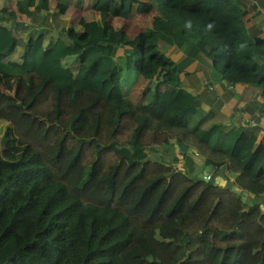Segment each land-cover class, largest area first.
Instances as JSON below:
<instances>
[{
  "label": "trees",
  "instance_id": "trees-1",
  "mask_svg": "<svg viewBox=\"0 0 264 264\" xmlns=\"http://www.w3.org/2000/svg\"><path fill=\"white\" fill-rule=\"evenodd\" d=\"M48 3L0 0V71L13 77L0 118L18 142L0 155V264H264V143L223 130L200 105L205 85L180 78L198 61L207 81L264 95L263 15L250 24L242 0H91L98 17L76 26L57 22L67 3L45 15ZM154 8L132 35L112 24ZM152 144L173 161L193 148L213 176L147 158ZM219 169L250 202L214 183Z\"/></svg>",
  "mask_w": 264,
  "mask_h": 264
},
{
  "label": "crops",
  "instance_id": "crops-1",
  "mask_svg": "<svg viewBox=\"0 0 264 264\" xmlns=\"http://www.w3.org/2000/svg\"><path fill=\"white\" fill-rule=\"evenodd\" d=\"M5 2H8V0H3ZM14 0H9V3ZM55 1H60L62 4L67 3V6L63 13L56 14V17H58L57 22L59 24L63 23H69L72 21L74 25H78V21L71 20V17L67 15V12H76L78 13V19L81 16H84V12H86V15L89 17H98V12L94 11L90 7L91 0H81L77 5H74L73 0H49L48 3V9L43 12L45 15L47 13H55L57 11V7H54ZM242 4L246 11V17L248 16L249 23H253V19L250 18L251 13L253 11L260 12L264 17V0H242ZM44 15V17H46ZM48 15V14H47ZM75 16V15H74ZM73 16V17H74ZM85 17V16H84ZM69 18V20H67ZM47 19H50L48 17ZM45 20V19H44ZM47 21V20H45ZM55 22V21H51ZM113 24V23H112ZM261 31L260 33L264 36V18H261ZM24 31L27 30V28H22ZM186 74L181 73L180 78L183 82V85L190 91H198L201 88H203V84L205 85V91L210 92L212 94L213 98H211V104L206 102H200V105L206 109L210 108L212 111V119L218 122H221L223 125V130H230L237 126L238 124L243 125L244 128H246L249 132L254 130L255 132H258L256 136V141L261 140L264 143V95L261 93V88L256 85L246 84L243 82H234L229 83L224 79H219L216 81H210L206 80L208 68L202 67V65L198 61H193L191 64H189L186 68ZM207 81L206 83H204ZM145 82V80H139V82L134 85L132 89L135 87H141L142 84ZM131 91V90H130ZM130 95V93H129ZM140 101L135 103L129 96V99L133 104H138L142 101H145L146 98H144L141 94L139 96ZM255 127V128H254ZM176 144V143H175ZM177 145H174L173 147L176 148ZM148 147V146H147ZM160 145L158 144H152L149 146V153L146 152V157L149 159L154 160H161L163 158L170 161V164L175 166L176 168H180L183 170V167L186 169H190L191 176H197V174L200 172L201 166L196 164L191 154H193V148H188L192 150V153L187 152L184 155H177V160L173 161L171 159V153L167 155V153H161L158 148ZM146 150V147L144 148V151ZM173 154H175V150L172 151ZM178 154V153H177ZM199 156L201 159L202 157ZM264 168V163H263ZM222 170V169H221ZM212 176H213V172ZM210 173V174H211ZM222 174L228 178L230 181H232V177L229 176L225 170H222ZM217 179L218 184L222 185L224 179L221 177V175L214 176V180ZM234 184V183H233ZM223 186V185H222ZM237 187V186H236ZM240 189V188H239ZM240 196V194H239ZM248 193L246 192V195L244 197V200L247 202H250ZM243 200V201H244ZM262 209H264V205L262 204Z\"/></svg>",
  "mask_w": 264,
  "mask_h": 264
},
{
  "label": "rangeland",
  "instance_id": "rangeland-1",
  "mask_svg": "<svg viewBox=\"0 0 264 264\" xmlns=\"http://www.w3.org/2000/svg\"><path fill=\"white\" fill-rule=\"evenodd\" d=\"M7 5H9V0L7 2ZM157 12H158L157 9L154 8L153 10L146 13H139L135 15L132 14L128 19L112 17V23L115 27H119V26L123 27V29L128 35H132L137 30L142 29L144 26L148 25L149 21L151 20V15ZM72 20L78 21V15H75ZM133 74L134 72L132 70H128V72L125 74L126 78L128 79L126 80L127 82L125 84L131 83V81L134 79ZM12 88H13V77L7 73L0 71V93L11 94ZM140 89L141 87H135L130 91L129 96L135 103L140 101L139 99ZM17 145L18 142L14 136L11 126L9 125V122L5 119L0 118V155H2L3 157H9ZM149 150L150 149L148 146L146 147L145 152L147 151L146 153L148 154L150 152ZM158 150L161 153H163L162 146H160ZM183 172L191 176L189 168L186 169L185 167H183ZM4 264H8V263L6 262Z\"/></svg>",
  "mask_w": 264,
  "mask_h": 264
},
{
  "label": "water",
  "instance_id": "water-1",
  "mask_svg": "<svg viewBox=\"0 0 264 264\" xmlns=\"http://www.w3.org/2000/svg\"><path fill=\"white\" fill-rule=\"evenodd\" d=\"M174 145H176V144L174 143ZM188 152L192 153V150H191V149H188ZM178 155H179V154H178ZM179 156H180V155H179ZM191 156H192L193 161H194L196 164H198V165L201 166L200 172L197 174L198 177H201L202 179H204L203 175H204L205 173H207V172H208V173H211V172L214 171V167H213V165H212L211 163H204V162H203V159H201L199 156H196V155H194V154H191ZM166 164H167V163H166ZM217 172H218V174L221 175V177L224 179L222 185H223L224 187L230 188L231 190H233V191L239 193V194H240V199L243 201V200H244V197H245V195H246V191H245V190H241V189H239L238 187H236V186L232 183V181H230L228 178H226V177L222 174V170H221V169H219ZM216 182H217V179H215L214 183H216Z\"/></svg>",
  "mask_w": 264,
  "mask_h": 264
},
{
  "label": "built area",
  "instance_id": "built-area-1",
  "mask_svg": "<svg viewBox=\"0 0 264 264\" xmlns=\"http://www.w3.org/2000/svg\"><path fill=\"white\" fill-rule=\"evenodd\" d=\"M194 151V150H193ZM194 153L196 154V152L194 151ZM203 177H204V179H209L210 178V173H205L204 175H203Z\"/></svg>",
  "mask_w": 264,
  "mask_h": 264
}]
</instances>
